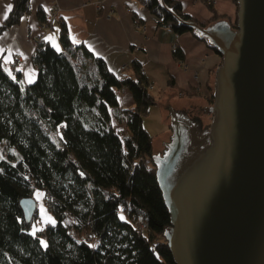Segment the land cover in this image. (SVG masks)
<instances>
[{"label": "trees", "instance_id": "1", "mask_svg": "<svg viewBox=\"0 0 264 264\" xmlns=\"http://www.w3.org/2000/svg\"><path fill=\"white\" fill-rule=\"evenodd\" d=\"M11 1L0 35L31 12L30 0ZM141 1L159 25L193 32L160 0ZM165 2L196 20L179 0ZM205 3L211 21L226 17ZM37 15L48 22L42 6ZM230 21L235 27L237 18ZM60 41L61 49L46 39L36 49L37 76L29 84L0 61V144L17 148L11 159H0V264H176L163 233L170 212L156 177L152 135L143 124L157 100L141 64L133 62L136 77L118 76L104 57L71 41L64 20ZM174 55L183 59L177 46ZM122 87L131 91L134 107L120 106L116 89ZM36 186L55 222L34 231ZM26 197L36 201L30 220L21 203ZM68 213L78 232L96 234L95 243L70 231Z\"/></svg>", "mask_w": 264, "mask_h": 264}, {"label": "water", "instance_id": "2", "mask_svg": "<svg viewBox=\"0 0 264 264\" xmlns=\"http://www.w3.org/2000/svg\"><path fill=\"white\" fill-rule=\"evenodd\" d=\"M160 3L222 56L212 103L170 109L169 138L153 151L166 242L176 264H264V0H237L235 27ZM21 203L30 220L35 199Z\"/></svg>", "mask_w": 264, "mask_h": 264}, {"label": "crops", "instance_id": "3", "mask_svg": "<svg viewBox=\"0 0 264 264\" xmlns=\"http://www.w3.org/2000/svg\"><path fill=\"white\" fill-rule=\"evenodd\" d=\"M179 1L184 12L197 21H211L213 11L203 0ZM9 4L12 5L11 0H0V22L5 13L8 15ZM30 6V13L0 35V61L10 70L14 56L20 54L23 61L19 79L23 84L31 83L37 76L33 55L41 24L37 9L42 6L47 14L51 10L56 13L45 33L52 45H62L60 24L64 20L71 41L83 43L93 54L104 57L108 68L118 76L136 77L135 60L152 84L151 91L156 86L170 87L177 89L174 94L186 96L187 104L212 103L214 74L222 56L191 31L174 33L159 25L155 14L141 0H30ZM214 7L229 19L236 17L234 0H216ZM134 19L141 25L137 26ZM173 44L181 50L183 59L176 58ZM118 98L121 107H134L128 88Z\"/></svg>", "mask_w": 264, "mask_h": 264}, {"label": "rangeland", "instance_id": "4", "mask_svg": "<svg viewBox=\"0 0 264 264\" xmlns=\"http://www.w3.org/2000/svg\"><path fill=\"white\" fill-rule=\"evenodd\" d=\"M58 49L62 48V45H57ZM153 92L157 93L155 104L150 105L149 111L144 115L143 124L145 128L152 135V146L153 151L158 152L163 149L164 142L169 138L171 133L170 127V109L176 108H185L187 107V103L185 102L186 96L176 95L174 93L177 92V89L169 88L162 89L160 86H156ZM176 95V96H175ZM199 113V111L192 110L190 114ZM204 121H206V114L201 113ZM117 127L119 125L117 124ZM17 148L15 146H7V144L2 142L0 144V159L9 158L11 159L9 152L16 151ZM34 196L38 200L39 207V216L34 223L33 230L41 229L47 222H55V218L48 211L47 206L43 200L44 191L40 187L36 186L34 191ZM122 217L127 218L128 216L124 213L121 214ZM129 218V217H128ZM65 224H67L68 228L72 233L77 235L78 237H83L84 232H78L74 227L75 218L70 213L67 214L64 220Z\"/></svg>", "mask_w": 264, "mask_h": 264}, {"label": "built area", "instance_id": "5", "mask_svg": "<svg viewBox=\"0 0 264 264\" xmlns=\"http://www.w3.org/2000/svg\"><path fill=\"white\" fill-rule=\"evenodd\" d=\"M203 1H204V2H208V3H213V4H214L216 0H203ZM99 6H100V4H99ZM52 8H53V7H52ZM55 14H56V13H55L53 10H51V11L49 12V14H48V22H44V23H41V24H40V32H39V34H38V36H37V39H36V42H37V48H38L42 43L45 42V33H46V31L50 28V26H51V19L54 17ZM134 22H135V24H136L137 26L141 25V23L139 22L138 19H134ZM173 48H176V45H175V44H173ZM22 61H23V58H22V56H21L20 54H16V55L14 56V59H13V61L11 62L10 70H9V71L11 72V74H13V75L18 74V72H19V67H20V64L22 63ZM124 67H125V66H124ZM149 87L152 88V84H149ZM125 89H127V87H122V88H120V89H116V92H117V94L119 95V94L122 93ZM139 226H140L141 228H143V227L146 226V223H145V222H140V223H139ZM84 237H85V239H86L87 241H89V242H91V243H95V241H96V234L93 233V232L86 233V234L84 235Z\"/></svg>", "mask_w": 264, "mask_h": 264}, {"label": "bare ground", "instance_id": "6", "mask_svg": "<svg viewBox=\"0 0 264 264\" xmlns=\"http://www.w3.org/2000/svg\"><path fill=\"white\" fill-rule=\"evenodd\" d=\"M177 120H178V119H177ZM183 122H184V121H183L182 119H180V120H179V123H178L177 126H178V127H181V125L183 124Z\"/></svg>", "mask_w": 264, "mask_h": 264}, {"label": "snow or ice", "instance_id": "7", "mask_svg": "<svg viewBox=\"0 0 264 264\" xmlns=\"http://www.w3.org/2000/svg\"><path fill=\"white\" fill-rule=\"evenodd\" d=\"M11 8H12V5L11 4L7 5L8 11H11ZM5 18H6V13H5Z\"/></svg>", "mask_w": 264, "mask_h": 264}]
</instances>
